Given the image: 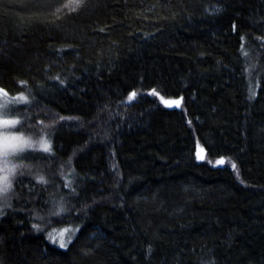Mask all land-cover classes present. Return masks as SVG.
Returning a JSON list of instances; mask_svg holds the SVG:
<instances>
[{
    "label": "trees",
    "instance_id": "1",
    "mask_svg": "<svg viewBox=\"0 0 264 264\" xmlns=\"http://www.w3.org/2000/svg\"><path fill=\"white\" fill-rule=\"evenodd\" d=\"M48 2L0 0V87L52 140L0 264H264V0ZM60 197L67 248L43 222Z\"/></svg>",
    "mask_w": 264,
    "mask_h": 264
},
{
    "label": "snow or ice",
    "instance_id": "2",
    "mask_svg": "<svg viewBox=\"0 0 264 264\" xmlns=\"http://www.w3.org/2000/svg\"><path fill=\"white\" fill-rule=\"evenodd\" d=\"M72 3L76 5V8L70 9L71 11H76L78 8L83 7L85 4V0H71ZM32 5L37 9H48L52 7V5L48 2V0H27L28 5ZM64 9L69 7L68 4H64L62 6ZM62 9L56 8V13H59ZM55 15V13H53ZM59 18V17H57ZM39 17H34L33 20H38ZM235 29V25H233ZM243 39V37L241 38ZM247 55V53H245ZM56 79H59L57 77ZM64 83V81H60ZM22 85H26V81L20 82ZM31 89H29V93ZM153 95H160L155 89L152 90ZM136 92H131L129 94V100H133L136 97ZM0 97L8 98L5 100L3 104H0V194H7L13 190V178L17 176L18 170L23 168H31V165L28 164H17L13 163L14 159L25 160L28 158L26 154V150L31 149L35 150L37 147L43 153H51L52 152V144L45 136H41L38 140L33 139L32 135H26L24 131L20 130L22 125V118L17 115H12L11 113L19 111L18 108L15 107L18 103L29 104L31 101L29 100V95H26L23 91L18 92L15 96H12L5 88L0 87ZM255 97V92L250 90V98ZM160 99L164 102V104L168 107H180L182 102V97L180 99H168L165 100L163 96H160ZM61 120H64L65 117H60ZM78 119V118H77ZM41 123H43L41 121ZM20 126V127H18ZM203 151V149H201ZM205 156H201L200 153H197L198 160H204ZM226 161L221 158L216 162L217 165H223ZM233 170H236L237 165L235 162L231 164ZM36 182L38 184H48V180L43 174H36L34 176ZM22 182V181H21ZM67 186V185H66ZM72 192L75 193V189H72ZM67 201L64 197H60L59 200H53V208L54 211L52 214L59 215L60 213L67 212L69 209L66 207ZM10 206V205H9ZM40 219L39 216H37ZM33 228L37 231H40V225L33 224ZM68 231L67 229H63L60 231L61 237H63L64 232ZM49 239L52 240L53 243L56 242L55 237L49 234ZM70 242V241H69ZM68 243H66L63 238H61L59 242L60 248H67ZM149 255L151 254V247L149 248ZM85 255H89L90 252H85Z\"/></svg>",
    "mask_w": 264,
    "mask_h": 264
},
{
    "label": "rangeland",
    "instance_id": "3",
    "mask_svg": "<svg viewBox=\"0 0 264 264\" xmlns=\"http://www.w3.org/2000/svg\"><path fill=\"white\" fill-rule=\"evenodd\" d=\"M12 96H15V95H12ZM7 99L8 98L0 97V104H3L5 102V100H7ZM126 101L129 102L130 101L129 98ZM18 105H20V103L15 105V107L18 108L17 107ZM19 112L20 111H18V113ZM11 114L12 115H17V112H13ZM22 125H23V127L20 130L24 131L26 135H32V138L33 139H37V140L41 136H45L46 135V138L52 144L51 136L49 134L44 132L42 135L39 136L34 130L33 131H29L30 125H28V121L26 119H22ZM18 127H20V126H18ZM26 154L28 155L27 159H25V160L14 159L13 163L28 164V165H31V168H23L22 167L21 169H19L17 176H15L13 178V190L11 192L7 193V194H0V216L5 210L7 211L9 205H11L12 201L14 200L15 195H16V193H15L16 184L18 182L21 183L20 181L23 182L25 180H31V178H33V180H35L34 177H33L34 174L32 173V171H34L37 168H40V164L39 163L35 164L34 161H36V159H38V160L41 159L45 155H48V157L51 155V153H43L39 149V147H37V149H35V150H31V149L26 150ZM32 161L34 162V164H31V163H33ZM35 175H36V172H35ZM52 213L53 212L49 213L45 217L43 222L46 221L45 222V224L47 226L46 228L49 229L46 232V234H47L46 236L48 237L47 240L49 239V234H51L53 237H55L56 242L53 243L51 239H49L48 241L59 247V242H60L61 238H63V240L66 243H69V241L71 240L70 238L73 237V235L75 234V233H73V235H72V232H75V230H74V228L72 226H66L65 227L63 225V227H60V226L59 227H54L56 222H58V218L63 216L66 212L60 213L59 215H54ZM50 217H52V218L48 222L47 218H50ZM53 218H54V222H53ZM63 229H67L68 231L64 232L63 237H61L60 231L63 230ZM76 231H77V229H76Z\"/></svg>",
    "mask_w": 264,
    "mask_h": 264
}]
</instances>
